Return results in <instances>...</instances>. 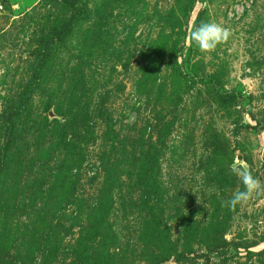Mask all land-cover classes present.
I'll list each match as a JSON object with an SVG mask.
<instances>
[{"label": "rangeland", "instance_id": "1", "mask_svg": "<svg viewBox=\"0 0 264 264\" xmlns=\"http://www.w3.org/2000/svg\"><path fill=\"white\" fill-rule=\"evenodd\" d=\"M233 163L264 182V0H0V264H264Z\"/></svg>", "mask_w": 264, "mask_h": 264}, {"label": "clouds", "instance_id": "2", "mask_svg": "<svg viewBox=\"0 0 264 264\" xmlns=\"http://www.w3.org/2000/svg\"><path fill=\"white\" fill-rule=\"evenodd\" d=\"M189 35L192 43L202 53H211L218 46L226 43L232 33L230 29L218 22L201 21ZM230 171L239 179L243 189L233 192L229 199L222 201L223 207L235 209L237 205L245 204L253 197L264 196V182L253 176L249 166L243 163H233Z\"/></svg>", "mask_w": 264, "mask_h": 264}]
</instances>
